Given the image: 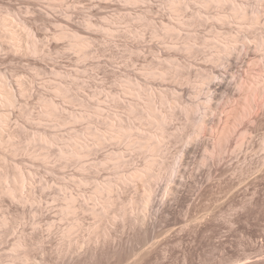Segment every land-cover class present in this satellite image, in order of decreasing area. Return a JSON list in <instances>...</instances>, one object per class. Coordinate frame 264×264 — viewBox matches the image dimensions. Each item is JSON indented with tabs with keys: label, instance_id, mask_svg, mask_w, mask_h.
Here are the masks:
<instances>
[{
	"label": "rangeland",
	"instance_id": "1",
	"mask_svg": "<svg viewBox=\"0 0 264 264\" xmlns=\"http://www.w3.org/2000/svg\"><path fill=\"white\" fill-rule=\"evenodd\" d=\"M198 5L175 14L166 0H0V18H13L15 13L24 21L22 25L12 19L8 30L0 26V136L4 141L0 171L28 176L22 185L28 201L11 200L0 193V264H264V108L251 121H236L234 111V126L242 136L231 132L234 138H225L230 147L219 159L202 161L201 146L213 143L210 125L194 141L181 137L191 133L192 127L179 128L186 122L181 104L189 100L200 104L195 115L207 113L208 120H220V124H225L228 106L234 103L236 109L245 108L243 95L231 98L221 90L214 101L217 106L207 109L212 90L206 83L220 80L213 68L225 78L229 75L224 85L230 89L237 79L250 83L264 76V50L253 44V36L264 35V16L252 28L240 24L237 17L225 24L207 20L217 9L229 14L226 3L206 10L200 22L180 28ZM257 5L263 10L264 0ZM171 23L179 25L178 35L162 30ZM230 30L238 40L234 46L239 52L232 54L234 70L227 73L225 65L207 55L214 51L204 39L214 35L213 45L221 44ZM186 38L194 45L191 53L183 48ZM249 43L258 55L252 65L239 56L240 46ZM166 71L169 74L162 76ZM246 75L255 79H246ZM8 90L14 94L13 105L6 101ZM148 95L157 100L162 97L164 103L157 102V106L174 113L165 126L170 133L163 139L165 156L150 157L163 162L161 169H154L160 175L152 183L153 205L140 201L146 187L128 175L130 170L143 168L146 154L106 137L112 130L110 124L118 125V121L135 126L133 137L142 142L148 135H160L156 125L138 121L129 112L134 106L141 107ZM79 114L84 118L73 121ZM42 133L54 143L40 142L38 134ZM76 133L78 142L90 141L91 152L81 160L65 161L60 150ZM191 145L194 149L185 156L184 150ZM114 154H121L126 166L116 169L115 160L99 165ZM179 163L181 172L175 183L170 169ZM107 181L117 186L103 222L107 230L90 231L88 226L97 221L88 212L94 199L101 212L94 188ZM65 195L75 197V215L63 216L60 207ZM132 198L137 199L135 206L129 202ZM75 218L81 226L64 233Z\"/></svg>",
	"mask_w": 264,
	"mask_h": 264
},
{
	"label": "bare ground",
	"instance_id": "2",
	"mask_svg": "<svg viewBox=\"0 0 264 264\" xmlns=\"http://www.w3.org/2000/svg\"><path fill=\"white\" fill-rule=\"evenodd\" d=\"M259 1H261V0H238V3H237L235 0H166V3L169 6V8L171 9V11H173V13H175V14L177 12H181L184 7H185V9H187V8L190 7L191 4H198L199 3L198 8L194 12H191V15L189 16L190 17L189 20L188 21H185V22L182 21V23H180V28H181V24H183V25L184 24L190 25V24L197 23V21H199L200 18L202 19L203 13H206L205 12L206 10H208L209 8H212V7L219 8V7L223 6V5H225L226 3L229 4V6H230V13L229 14H228V12H227V15L221 14V13H219V11L217 9L218 12L216 11L215 13L209 14V16L206 17L207 20L208 19H212V20H214V21H216L218 23L219 22H224V24H225L226 22H228L230 20V18L237 17V18L241 19L240 20L241 21L240 24H245L244 26H247V27L249 26V27L252 28L256 24H258L260 22V20L264 16V12H263L264 9L262 10L261 8L258 7V5L257 6H254V4H258ZM20 15L21 14H15V13H13V18H9V17L0 18V26L2 28H4V29H7L8 30V28L10 26V22L12 21V19L15 20V21H17L19 24L24 25L23 18ZM237 18H236V20H237ZM204 20H206V19H204ZM161 26H162V24H161ZM240 28H241V26H240ZM28 30H30V28H28ZM162 30L165 33L168 32V34H169V31H172V32L174 31V33H176L178 35L179 34V25L176 24V23H171L169 25H166L165 24V25H163ZM241 30H243V28ZM163 31H161V32L164 33ZM230 32H231V30H230ZM9 34H10V37L11 38L14 35L13 32H11V31L9 32ZM232 34H234L233 31L231 33H228L227 32V35H224L223 34L225 37L226 36L227 37L226 38L224 37L226 39V41H223L222 42L223 44L221 43L222 45L219 44V43H217V42H215L216 45L215 44L213 45V40L212 39H215L216 38V37H214L213 34H212L213 35V38L211 37L212 39L210 37H208V38L205 37L206 39H204V43L207 44V45H209L210 47H212L210 49H213V51H214V54L211 53L212 52L211 51L210 52L211 55L210 54H207V55L209 57L211 56L210 57L211 59L214 57L217 62L221 63V65L222 64L225 65V67L227 69V73H229V72H231V71L234 70V69L232 70V67H233V64H234L232 62L233 60L231 61L232 54H234V52H239L238 51L239 49L236 50V48H235L236 45L234 46V43L236 44V42L238 40L235 37V35H232ZM220 35H221V33H220ZM163 36H166V35H163ZM218 36H219V34H217V37ZM253 37H255L254 43H253L254 44V48H256V49H263L264 50V35L261 34L258 37H256V36H253ZM30 38H32V48H33V52L36 53L37 46H36L35 34H32V36H30ZM241 38H242V36H241ZM222 40H224V39H222ZM182 43H184L183 48H184V50L186 52L191 53L193 51L194 45L187 38ZM207 45H206V47H207ZM244 45L245 44H242V46H244ZM242 46H240V50H242L243 52H242V54L239 55L240 57L243 58L242 61L246 59L248 61H251V65L252 64H255L254 62L257 61L258 55H257V52H255V50H253L254 49V48H252L253 46H251L250 43H249V45H245L243 47V49H242ZM208 62H209V60H208ZM234 62H235V60H234ZM261 62H262V60H261ZM243 65H245V63ZM247 67L249 68V66H247ZM234 68H237V70H238V67H234ZM213 69H214V73H216L218 75V76H216V78H219L220 80L218 82H208V83L203 82V80H202L203 85H205L204 83H206L207 84V89L208 90H212L211 91V94L208 95V101H207V104H205L207 106H205V107H207V109H209V110H212L214 107L217 106L214 101L217 98H219L217 91H221V90H225L226 93H227V95L229 97H231V98H235V96H238V95H243L244 96L243 100L244 101L246 100V102H245L246 105L245 104H244L245 106L243 105L245 107L244 109L239 108V109H242V111H240L238 108H237L238 109L237 110L236 109L237 106H235L234 103L232 105L228 106V114L229 115H227L226 120L224 119V122H223V119H222V122L225 123V124H220V122H219L220 120L218 121V123H217V121H212V120L210 121V120H208V118H206L207 113H204L201 116L195 115L199 111V109L201 110L200 104H198V101L195 103L194 102L195 100L194 101H192V100L190 101L189 100L188 102L182 103L181 104L182 106L180 105L181 106V108L179 107L181 109L180 112L181 113L183 112V115L186 118L185 119L186 122L183 124V126H180L179 128L184 129L188 125L193 128V130H192L191 133H188L186 136L185 135H182L181 137H183L184 139L186 137L188 139L191 138L192 141H194V139L197 140L198 139V134H200V132L203 129H205V127L207 129L208 128V125H210V127H211V129L213 131L212 132L213 133L212 135H214V136H213V139L211 140V143L212 142L213 143L212 144L210 143L211 145H209L207 143V145L201 146V147H203L201 149H204V153H205L204 155H202V159H203L202 161H206L207 158H211V159L218 158L219 159L222 155H224V153H226L228 151V148L230 147V145L228 147H227V145H225V143H224L225 138L226 137L229 138L230 137L229 135H232L231 132H233V134H234V131L237 132V129L234 126L235 125L234 124V116H235L234 115V111L236 112V116H235L236 121L237 120L238 121H244V119L245 120L246 119H248V120L252 119L253 120V117L255 115H257V112L259 110H261L262 108H264V76H259V74L262 73L261 70L258 69L261 73L259 72V74H257L259 77L256 76V80H254L253 82L251 81L249 83V82H247V80L246 81H243V80H239V79H237L235 82H233L235 84V86H236V89L234 91L235 86H234L233 89H230V87L226 88V86H225L227 84V81H228V80L227 81H225V80H226L227 77H229V75L225 78V75L222 76L223 74L222 75H219L218 74L219 72H217L216 68H213ZM169 70H171V68ZM244 70H245V68H244ZM239 71L240 70H238V72ZM247 72H249V71H247ZM168 74H169V72L166 71V72H163V74H161V75L162 76H166ZM262 74H264V73H262ZM211 76L213 78L215 77L213 75H211ZM245 77H246V79H249V78L251 79L252 78L251 76H249V78H247L248 75H246ZM209 79H210V77H209ZM224 81L226 83L225 85H224ZM200 94H198L199 97L196 100H199L200 99ZM239 97H242V96H239ZM202 100H204V99H202ZM239 100H241V99H239ZM6 101L8 102L9 105H13L15 103L14 94L10 90H8V92H7ZM160 101L161 102L163 101V103H164V99L162 97L158 98V100H157L152 95H148V98H147L146 102L144 104H142L141 107L134 106V107H132V108L129 109V112H130V115L131 114L134 115V113H135L134 116H135V118H137L138 121L147 120V121L150 122V124L156 125V127L161 130V134L160 135L164 136L166 134V135L170 136V133L169 132L167 133V130H166L165 126H166V124H168L173 119L174 113L171 110L160 109L157 106V102H160ZM216 102H217V100H216ZM203 106H204V102H203ZM49 107H51V105ZM49 107H48V109H49ZM53 108H54V105H53ZM222 108H224V107H222ZM234 108H235V110H234ZM46 110H47V108H46ZM237 111L240 112V113L238 114ZM99 112L100 111H98V109L95 110V113L97 115L99 114ZM207 112H210V111H207ZM230 115H233V116L230 117ZM82 118H84V117L81 114L74 115L73 116V119H74L73 121H79ZM117 119H119V118H117ZM118 123L120 124L119 121H118ZM226 123H227V125H226ZM115 124L114 123H111L110 124V126H112V128L111 127L110 128L113 130V132L111 130L110 131L111 132L110 135L109 136H106V137H109V139H111L112 141H113V139L118 140L120 144H124V143L126 144V143H128V144H126V146H127L126 148L130 147L131 149L136 150V151H138V152H140L142 154H146V155L148 154V155H150L148 157H146V155H145V157H144V164H143V168L142 169H140V170L134 169L133 171L130 170L131 174H129L130 173L129 172L128 175H131V178H130L131 180H137V181L139 180V181H141L143 183L144 187H146V190H147L146 193L147 194L145 193L143 195V197L140 198V201L142 203H145V204H151V205H153V203L155 202V197H154V195L152 193V192H154L152 183H153V181H155L156 179H158L159 178V175H160V174H155L154 173V171H155L154 169H155V167L156 168L158 167L157 170L161 169L163 167V162L161 160L158 161V160H155V159L150 158V157L153 156L154 154H157V155H159L161 157H164L165 156V153H166V146H165L166 144L164 143L165 136L163 138L161 137L162 138L161 139L159 137L160 135H158L157 133H155V134H152V135H148V137H144L146 139V141L142 142V141L138 140L137 137L136 138L133 137V134H132L133 132L132 131L135 129V126H132V125L131 126L130 125H121V124L120 125L119 124L117 125V122ZM102 130H103V128H102ZM99 132L100 131H98V133ZM238 132H237V134L236 133L235 134L236 135H239L240 132H239V134H238ZM101 133H100V135H101ZM241 133H242V131H241ZM85 134H87V133H85ZM85 134H82V135H85ZM102 135H104V134H102ZM102 135L100 137H102ZM106 135H108V134H106ZM173 135H174V133H173ZM173 135H171V136H173ZM240 135L242 136V134H240ZM36 136L37 135H35L34 137H36ZM93 136H95V135H93ZM34 137L32 138V140L34 139ZM76 137L78 138V137H80V135L76 133L75 134V137L74 136L70 137L69 140L66 143H64L65 147H63L60 150V154L59 155L65 161L74 160V159L75 160H81L83 157L85 158L86 155L88 156L89 153L91 152V150L89 149V142L90 141L88 142V144L87 143H81L82 141L81 142H78L76 140ZM95 137L97 138L98 135L95 136ZM38 138L41 140L40 142H44V143H48V144H53L54 143V139L53 138H48L47 135H45L43 133L42 134H38ZM103 138H104V136H103ZM232 138H234V137H232ZM140 139H142V138H140ZM151 140H155V141L153 143H151L150 142ZM198 140H200V139H198ZM226 140H229V139H226ZM86 141H88V140H86ZM230 141H231V139H230ZM197 142H200V141H197ZM197 142H195V144H194L195 146H196V143ZM1 143H4V141H3V138L0 136V144ZM100 143H102V141ZM228 143L229 142H227V144ZM202 145H204V144H202ZM99 146H101V145H99ZM191 146H192L191 148H187V149L184 150V153L183 154L185 156H188V154H191L190 152H191V149L193 148V145H191ZM120 152L121 151H119L118 153H120ZM155 157H157V156H155ZM185 158L187 159V157H185ZM112 160H115V161L112 162V164H113V166L116 169L117 168H120L121 169V167H124L127 164L125 161H123V157L121 156V154H114L112 156L109 155L103 161H100L99 162V165L100 164L103 165L105 163H111L110 161H112ZM181 165L182 164H180V163L178 165H173L171 167V169H170V173L173 174V175H175V177H174V182L175 183L178 182L177 181L178 177H177L176 174L178 172H181L180 169H179L181 167ZM0 169H1V166H0ZM126 174H127V172H126ZM26 176H24L22 173L18 174L17 171H12V172L7 171V172H3V173H2V171H0V193H3L5 195H8V197L11 200H16V201L18 200L19 202L20 201L21 202L28 201V199L23 195V189H22L23 186H24V183H25V177ZM124 176L127 177L126 175H124ZM17 177L20 178L19 179V182H21L20 185H18L16 183V182H18V181H16ZM121 177H123V176H121ZM125 177H123V178L125 179ZM27 178H28V176H27ZM127 181H129V180L127 179ZM125 182H126V180H125ZM1 183H4L5 186H2ZM112 184L113 183H111V181L110 182L107 181L106 184L96 185V187L94 186L95 187L94 188L95 189L94 190V193L96 194V197L98 198L97 204L100 205V208L99 209L101 210V212H99V211L96 210V208H95L96 199H94L95 200L94 201L95 204H94V206L91 209L88 210V212L91 215H93L97 219V221L95 223H93V224H91V225L88 226L89 227L88 229L90 231L97 230L99 228H103V231H105V229H106L105 228L106 226L105 227L103 226V222L106 221V215H107L106 212H107L108 208H110V206L113 205V203H114L112 193H113L114 189L117 187V186H115V188H114V186ZM25 191L27 192L29 190H25ZM170 191H171V188H170ZM28 195H29V193H28ZM90 197L91 196H89V198ZM92 198H90V199H92ZM100 198H103L105 200L104 201L102 199L103 200V204H100L99 203V199ZM62 199L65 201V203L60 207L61 208V211L63 213V216L75 215V213H76V207L74 206L75 197L72 196V195H69V196L65 195V196H63ZM30 200H33V199L30 197ZM129 202H130V204L132 206H135L136 203H137V199L132 198V199H130ZM82 209L83 208H81V210ZM74 220H73L74 222L71 225L69 224V227L66 228V230H65L64 233L69 234L72 230H74V229H76V228H78V227L81 226L80 219L75 218ZM2 222H5V219L4 218L2 219ZM49 226L51 227L52 224H50ZM103 234H104V232H103ZM105 234H106V232H105Z\"/></svg>",
	"mask_w": 264,
	"mask_h": 264
}]
</instances>
